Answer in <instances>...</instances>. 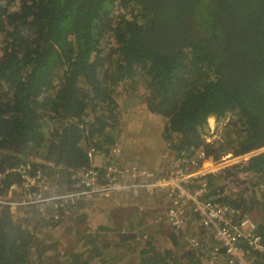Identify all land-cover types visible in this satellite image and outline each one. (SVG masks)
<instances>
[{
  "label": "trees",
  "instance_id": "trees-1",
  "mask_svg": "<svg viewBox=\"0 0 264 264\" xmlns=\"http://www.w3.org/2000/svg\"><path fill=\"white\" fill-rule=\"evenodd\" d=\"M139 89L149 112L166 121L162 137L174 158L263 150L264 0H0V194L16 180L7 172L31 159L52 164L37 165L53 178L62 167L59 183L72 191L68 170L93 168L92 150L110 158L123 94ZM211 118L220 135L208 143ZM240 171L255 178L251 188L228 195L211 179L210 195L243 215L264 214V151ZM88 204L61 211L60 222L38 219L33 207L22 220L0 208V264H118L100 244L108 229L74 231ZM57 228L74 238L69 252L52 234ZM259 228L264 236V219ZM114 232L122 246L135 241ZM180 237L170 236L164 254L147 243L132 264L200 262L186 247L175 259ZM83 244L85 252L76 247Z\"/></svg>",
  "mask_w": 264,
  "mask_h": 264
},
{
  "label": "built area",
  "instance_id": "built-area-1",
  "mask_svg": "<svg viewBox=\"0 0 264 264\" xmlns=\"http://www.w3.org/2000/svg\"><path fill=\"white\" fill-rule=\"evenodd\" d=\"M211 143L210 139L206 140ZM214 141V140H213ZM110 158L98 166L94 150L89 158L94 164L91 169L68 170V181L74 189L59 183V170L53 178L51 170L39 168L37 164L50 163L27 160L7 173L16 177L8 189L0 194V208L16 213L20 207H33L55 222L63 221L78 202L121 203L125 197L137 199L142 194L152 195L156 190H165L167 203L160 215L187 244V251L195 252L197 264H264V236L259 222L250 215L219 200V195H210L209 180L227 182L237 191L234 182L222 175L221 154L208 156L198 149L191 157L173 158L170 171L158 174L153 169L127 162L119 144L110 150ZM222 164V165H220ZM226 172V170H225ZM4 178L0 174V181ZM231 192V193H234ZM13 194H18L15 200ZM143 240L147 239L144 235Z\"/></svg>",
  "mask_w": 264,
  "mask_h": 264
},
{
  "label": "rangeland",
  "instance_id": "rangeland-1",
  "mask_svg": "<svg viewBox=\"0 0 264 264\" xmlns=\"http://www.w3.org/2000/svg\"><path fill=\"white\" fill-rule=\"evenodd\" d=\"M139 92L140 96H128L127 94H123L125 96L124 101L121 102L120 104V112H121V136L122 135H128L130 134V141H133L134 136H136V133H139L143 136H148L151 134L157 135L156 137H159L161 139L162 134H163V129L166 124V121L162 118L156 117L152 115L149 110L147 109L144 99L141 98V95H144L143 89L137 90ZM138 97V98H137ZM130 100V101H129ZM208 126L210 128V137H207V139H210L211 142L213 140H217L220 135V131L217 130V122L215 118H211L208 121ZM118 138L116 144H119V148H123V153H125V158L124 160L127 162L132 161H138L140 159L141 153L145 154L146 150L143 148L142 149H136L132 151V156H130V153H128V149L125 148L123 145V141L126 140L124 137ZM163 139V137H162ZM136 142L141 144V139H136ZM164 146L158 151V158L160 159L161 162V167L157 170L156 168H153V170L158 173V174H166L167 172L170 171V166L172 165L173 158H174V153H172L168 148L167 145L164 141ZM128 146V147H127ZM134 146L133 143H128L126 144V147L131 149V147ZM252 154H247V155H242V156H235L233 151H227L226 153L223 152L221 153V162L223 161L222 164L224 163H229L227 166L222 167V175L227 178L229 182H234L236 186L238 187L237 191L235 193H232V195L238 194L242 190H247L248 188H251V185L254 184L255 178H253L252 175L241 173V168H242V163L248 160ZM155 155H153V162H157V158ZM130 158V160L128 159ZM36 162H40V160H35ZM139 166V163L134 162ZM240 163V164H239ZM220 164V165H222ZM237 164H239V167L237 168ZM144 167V166H143ZM148 166H146L147 168ZM226 170V172H225ZM237 182H243L245 183L244 185L238 186ZM223 186L225 187V194H230L231 192H234L235 189L232 188L227 182H223ZM257 190V189H256ZM258 191V190H257ZM249 194L251 192L249 191ZM260 195V193H257ZM148 194H142L139 198L133 199V198H127V200H123L122 204H124V208H128L131 206L132 209L138 208L136 205L139 204L142 208L139 210V212L142 211V214H145L147 218L142 222V225L144 224L145 226L139 227V223L137 220L131 219L130 221L124 220L125 217H127L129 214H123L120 215V213H117L116 209L120 206L121 203H115L114 205H108L105 208H95L93 207L94 204L90 203L86 205V207L83 208V213L87 214V220L85 221L84 224L80 223H74L72 225L74 231H79V230H91L94 231L97 228L104 226L105 229L103 232H101V238H100V244L103 242L104 244L108 245V251H111L114 256L117 257V262L118 264H132L134 259H139L138 262L140 261L139 252L140 250H144V247L146 246L147 243H151L152 247L154 249V252L157 254H164L166 248H171L172 244L170 241V236L173 234H180L176 232L168 223H166L160 215L164 212L163 207L162 208H155L149 209V208H144V206H150L148 202H145V196ZM13 197L15 200H18V194H13ZM101 203V202H100ZM164 205V204H163ZM97 207V206H96ZM4 209V208H1ZM28 208L25 207H20L18 208V211L16 213H12V216L15 220H22L24 219V213L27 211ZM161 209V210H160ZM81 212V213H82ZM158 212V213H157ZM38 214V219H45L50 220L48 215H45L44 213H39ZM80 213H78L76 216H78ZM83 214V215H84ZM252 217L257 221L261 222L264 219V214L263 212L258 209V211L252 213ZM75 216V217H76ZM69 220V219H68ZM122 224L120 225V222ZM66 222V221H65ZM47 223V222H46ZM44 226V223L42 224ZM64 228V227H63ZM63 228H57L56 230H52L51 232L53 235H56L59 237V241L62 245L63 252L68 250L69 248L73 245L74 243V238L69 236L68 233L65 232ZM115 230L120 231L122 234L126 235H135V241L134 242H129L126 244V246H122L119 237L117 234H115ZM142 232L147 233L148 237L146 240L142 239V235H144ZM154 238L153 243L151 242V238ZM181 238V237H180ZM70 239L72 242L70 243ZM181 242L183 244L182 250L178 251L179 253L175 254L174 256L177 259L178 255L182 256L183 252H187L185 250V247L187 248V244L181 239ZM185 245V246H184ZM77 249L79 251L85 252L87 249V246L85 244L83 245H76ZM188 249V248H187ZM97 255L94 256L96 258ZM90 259V258H89ZM127 259V260H126ZM122 260H125L122 262ZM94 264H100L99 260H94ZM122 262V263H121Z\"/></svg>",
  "mask_w": 264,
  "mask_h": 264
},
{
  "label": "crops",
  "instance_id": "crops-1",
  "mask_svg": "<svg viewBox=\"0 0 264 264\" xmlns=\"http://www.w3.org/2000/svg\"><path fill=\"white\" fill-rule=\"evenodd\" d=\"M157 135L155 134H151L148 135V136H143L142 133L139 134V133H136V136H134L135 138H133V141L132 142H129L130 141V134L128 135H122V137H124L126 140L123 141V145L125 146L126 149H128V153H130V156H132V151L133 150H136V149H142L143 150L145 149L146 150V153L143 154L141 153L140 155V159L138 161H131L130 158H128L130 160V162H137L139 163L140 165L146 167L148 166L147 168H150V169H153V168H156L157 170L159 169V167H161V162H160V159L161 158H158L157 155H158V151L164 146V142L162 141V137L161 139H159V137H156ZM136 139H141V144H139L138 142H136L135 140ZM128 143H133L134 146L131 147V149L127 148L126 147V144ZM123 150V148L121 149ZM161 152V150H160ZM123 153V151H122ZM153 155H155L157 158V162H153L152 158H153ZM123 156L125 158V153H123ZM105 160V158H103L102 156H96V164L97 166L100 164V163H103ZM94 164V166L96 165ZM145 202H148L150 206H144V208H149V209H153V207L159 209V208H162V206H166V203H167V196H166V191L165 190H156L154 192V194L152 195H146L145 196ZM128 197H125L123 200H127ZM117 201H114V202H101V203H98V204H94V203H90L91 204H94L93 207L95 208H105L106 206L108 205H114L115 203H117ZM118 203H121V200L120 202ZM164 204V205H163ZM97 206V207H96ZM124 204L121 203L120 206H116L118 207L116 209L117 213H120V215H123V214H129L127 217L124 218V220H127V221H130L131 219H134V220H137V222L139 223V227H144L145 225L143 224L142 225V222L147 218V216L145 214H142V211L139 212V210H141L142 208H140L141 206L139 204H137L136 206L139 208H136V209H132L131 206L128 208H124ZM161 210V209H160ZM163 210H164V207H163ZM158 213V212H157ZM253 214H250V216L252 217ZM122 220L120 222V225L122 224V222L124 221ZM144 235H146L148 237V234L147 233H144L142 232ZM142 235V238L143 236ZM154 241V238L152 237L151 238V242L153 243ZM141 254H143L141 252Z\"/></svg>",
  "mask_w": 264,
  "mask_h": 264
},
{
  "label": "water",
  "instance_id": "water-1",
  "mask_svg": "<svg viewBox=\"0 0 264 264\" xmlns=\"http://www.w3.org/2000/svg\"><path fill=\"white\" fill-rule=\"evenodd\" d=\"M261 151H264V149H263V150H261ZM261 151L255 152V153H253V155H254V154H256V153H259V152H261Z\"/></svg>",
  "mask_w": 264,
  "mask_h": 264
},
{
  "label": "bare ground",
  "instance_id": "bare-ground-1",
  "mask_svg": "<svg viewBox=\"0 0 264 264\" xmlns=\"http://www.w3.org/2000/svg\"><path fill=\"white\" fill-rule=\"evenodd\" d=\"M229 163H231V162H229Z\"/></svg>",
  "mask_w": 264,
  "mask_h": 264
}]
</instances>
